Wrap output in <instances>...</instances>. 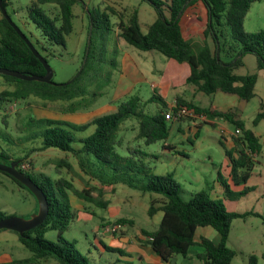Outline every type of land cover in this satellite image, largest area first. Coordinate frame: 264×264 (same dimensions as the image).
I'll return each mask as SVG.
<instances>
[{
	"label": "trees",
	"instance_id": "1",
	"mask_svg": "<svg viewBox=\"0 0 264 264\" xmlns=\"http://www.w3.org/2000/svg\"><path fill=\"white\" fill-rule=\"evenodd\" d=\"M148 4L155 14L154 21L148 26L147 32L142 33L138 10L130 13L117 12L116 9L84 8L87 19V40L84 46L83 59L75 78L68 85H52L40 82H27L13 77L0 75L5 89L0 92V163L9 165L17 162V169L24 173L44 193L49 206L48 216L38 227L23 236H18L19 242L30 254L28 258L13 260L4 264H46L54 261L56 264H93L77 248L75 241L67 240L64 233L68 231L70 223L75 217L70 197L85 204L105 209L108 201L105 197L115 193L114 186L124 185L130 189L156 196L150 201L147 210L148 217L162 212L163 216L154 231H142L152 251L165 263L175 257L187 258L191 248L197 246L195 233L198 228L210 227L220 236L218 244L202 238L198 246L201 253L197 259L201 264H231L236 256L235 251L227 246L229 234L234 220L245 221L248 217H260L254 212L231 213L219 200L211 199L206 193L198 192L185 201L181 197V188L172 174H151V167L146 162L150 156L143 151V146L164 143L169 138L171 126L165 118L169 111V104L164 98L157 96L155 91L150 98L151 102L159 104L160 109L155 115L145 114L141 107V98L131 95L119 102L114 111L98 114L85 124L57 121L50 118H41L29 115L24 125L25 136L19 139L20 143L39 141L38 149L31 148L25 151L22 157L11 154L13 142L8 134L9 120L5 114L6 106L16 103H25L33 98L46 103H66L65 111L74 114L78 111H87L91 101L86 102L88 87L92 84L88 80L90 74L97 75L101 70L103 55L109 51V41L112 31L115 30L114 41L122 39L138 51H154L168 60L179 64H186L190 74L186 85L192 86L197 92L213 97L216 93L235 96L241 102L249 103L255 97L257 75H238L237 70L244 66L243 58L251 54L256 59L258 70L264 71V30L248 34L243 29V20L252 3L263 0H139ZM7 11L9 0H2ZM82 0H35L26 9L27 17L49 44L65 46L66 36L73 29L72 21L75 17L73 7ZM196 5H201L206 13V24L202 31V42L196 43L184 36L181 21L187 11ZM43 6H49L43 9ZM17 14L16 11H13ZM127 12V14H126ZM115 18V22L111 18ZM12 20V19H11ZM16 25V24H15ZM21 31V30H20ZM23 33V32H22ZM25 35V34H24ZM26 37V35H25ZM27 38V37H26ZM28 39V38H27ZM29 40V39H28ZM31 43V41H30ZM42 58L48 62V48L40 42L35 46L31 43ZM0 68L17 71L24 75L44 76L45 69L34 57L27 45L19 38L12 27L0 13ZM96 94L93 95V100ZM111 101L110 103H112ZM177 105H185L194 109L197 114L205 115L207 119L223 120L237 136L231 137L232 147L225 151L228 158V180L234 186L243 187L240 192H232L227 180H223L218 173L217 181L223 189L224 195L231 201H237L252 191L247 182L255 166L253 156L261 151L260 140L251 129L247 128L242 114L236 109L225 111L214 110L210 107H200L193 102L176 99ZM4 112V113H3ZM135 120L137 123L133 149H127V155L122 156L118 150L124 144L123 138L118 137L121 125ZM180 120L179 122H182ZM264 121V108L260 104L252 126L256 127ZM201 124H209L202 122ZM214 127V124H210ZM94 126V132L79 140L80 148L74 149V132H82ZM57 149L70 154L77 160L80 171L86 176L83 189H77L72 181L58 177L59 167L72 170L66 159L56 161L54 169L57 175L52 179L44 173H33L21 169L24 162L37 151ZM91 158L101 167L100 172L89 170ZM1 173V172H0ZM8 177L20 189L33 195L15 179ZM146 174L147 182L143 185L135 184L130 176ZM35 200V198L33 197ZM36 202V200H35ZM37 205V202H36ZM9 217L0 210V220ZM264 220V219H263ZM113 225L132 226L133 221L120 218ZM49 231L56 232V241L45 238ZM0 232H7L1 230ZM109 253L123 255L119 249H113L101 244ZM264 260V255H263ZM246 264H259L255 255H250Z\"/></svg>",
	"mask_w": 264,
	"mask_h": 264
},
{
	"label": "rangeland",
	"instance_id": "2",
	"mask_svg": "<svg viewBox=\"0 0 264 264\" xmlns=\"http://www.w3.org/2000/svg\"><path fill=\"white\" fill-rule=\"evenodd\" d=\"M35 0H9L7 11L11 15L12 22L26 35V37L35 46L40 42L49 50L48 65L53 70L52 81L55 84H64L71 81L81 67L83 59L84 46L87 40V19L84 8L105 9L111 7L121 13L127 9L131 12L134 8L139 11V23L142 33L147 32L148 26L154 21L155 14L153 9L139 0H82L73 7L75 15L72 24V32L66 36L65 46L49 44V42L41 37L39 31L35 28L32 22L27 17V8ZM84 4V8L82 5ZM43 9H48L49 6H43ZM13 11H16L14 13ZM126 12V14H127ZM129 12V13H130ZM115 18H111L115 22ZM206 24V13L201 5H196L186 12L181 26L185 38L201 43L203 36L202 31ZM243 29L246 33L252 34L264 30V0L251 4L249 11L243 20ZM115 30L112 31V37L109 41V51L103 55L101 70L97 75L90 74L88 80L92 84L88 87L86 102H90L87 106V111H78L74 114H69L65 111L67 104L58 102L55 104L46 103L45 105L36 99H29L25 103H16L15 105L6 106L5 114L9 117L8 134L13 142L11 147L2 146L4 149H10L11 154L16 157H22L28 149L40 147L39 141L26 142L21 144L20 138L23 139L25 134L24 125L29 115H34L41 118H50L62 122H70L75 124H85L90 119L101 113L113 112L116 105L127 99L131 95H138L141 98V107L145 114L155 115L158 113L160 106L156 102H151L150 98L154 94V87L165 88L168 82L171 81L174 74L172 67H186L180 65L173 60H168L161 54L149 51L141 52L128 45L122 39L115 42ZM244 66L237 70L238 75H257V83L255 86L256 97L249 103L241 102L235 97L225 96L220 94L215 101H219V97H227L229 99L230 108L236 109L243 113V119L247 128L254 133L260 134L264 132V122L257 127L252 126V121L257 113L259 103L264 105V71L258 70L256 67V59L253 55L247 54L243 58ZM155 71V72H154ZM154 72V73H153ZM179 82V80H177ZM176 81V82H177ZM187 92L194 91L189 85L181 86ZM193 89V90H192ZM181 89H177V92ZM183 92V91H182ZM96 97L93 100V95ZM160 98L169 101L173 98L175 91L169 89L167 92L160 94ZM191 98L190 95H187ZM192 100L199 106H208L212 97H207L201 93L194 95ZM113 101L112 103H110ZM173 102V101H172ZM218 105V103H217ZM219 108H222L218 105ZM4 113V112H3ZM194 119L185 117L183 123L186 125L194 123ZM207 121H209L207 119ZM218 126H204L201 131L200 138L191 137L190 142H184L179 145L177 135H171L167 140L168 144H174L175 149L169 150L163 147V143H157L150 146H143V151L150 158L146 162L151 167V174L166 175L172 174L175 181L181 188V197L188 201L193 194L198 192L206 193L211 199L221 201L226 210L231 213H244L250 211L259 212L260 217H248L245 221L237 219L232 223V228L227 242L228 248L235 251L236 256L231 264H246L250 255H255L259 259V264H264L262 254H264V197H257L254 193L250 196L241 197L237 201H231L224 195L223 189L217 181L219 173L223 180H227L232 192L238 190L237 186L228 180L226 167L230 164L225 156V151H229L231 147L224 143L221 139L225 129H220ZM203 125V124H202ZM137 123L135 120H128L121 125L118 137L123 138L124 144L119 148L118 152L122 156L127 155V149H133L136 141ZM95 127L90 126L82 132H74L75 142L72 144L74 149L80 148L79 140L90 136L94 132ZM231 131H233L231 129ZM261 151L256 155L255 166L249 178L247 187L258 192H264V136L261 137ZM192 144H194L192 146ZM66 159L72 166V170L65 167H59L60 175L75 185L77 189H83V182L86 176L80 171L77 160L70 154L61 152L57 149H47L45 151L34 152L29 157V162L26 165V171L33 173H44L52 179H56L57 175L54 172L56 161ZM92 165L89 166L91 172H100L101 167L91 158ZM216 170H218L216 172ZM137 185H143L147 182L148 176L140 174L130 176ZM115 194L105 197L109 203L105 209L97 208L90 204H85L82 201L71 196L72 207L75 210V217L70 223L68 231L64 233L67 240L75 241L77 248L84 254L91 263L90 255L86 252V248L90 249L95 260L98 254L89 246L94 240V232L99 225L103 224L100 232L109 235L113 238H118L124 234L135 235L139 230L154 231L157 227V221L161 220V213H158L154 218H149L147 210L154 195L149 193L142 194L139 191L130 189L124 185H116ZM223 193V194H222ZM259 198V202L256 199ZM128 200L124 202V200ZM36 202L33 197L25 190L20 189L13 184L11 180L0 173V210L5 212L9 217H20L29 219L37 213L35 210ZM78 213V214H77ZM79 215V216H77ZM83 217H81V216ZM84 215V216H83ZM124 217L134 221V226L123 225L114 234L104 231L106 226H113L117 218ZM104 221V222H103ZM45 238L49 241H56V232L49 231ZM2 245V244H0ZM1 247V246H0ZM8 248V247H3ZM11 257L9 259L24 258L29 253L24 249L23 252L16 251L14 244L12 246ZM5 253L0 250V256H5ZM111 256V255H109ZM113 257L118 255H112ZM5 258V257H1ZM46 264H56L54 261H48Z\"/></svg>",
	"mask_w": 264,
	"mask_h": 264
},
{
	"label": "crops",
	"instance_id": "3",
	"mask_svg": "<svg viewBox=\"0 0 264 264\" xmlns=\"http://www.w3.org/2000/svg\"><path fill=\"white\" fill-rule=\"evenodd\" d=\"M138 17H139V11H138ZM180 65H185V64H180ZM171 69L174 73V74L170 73V75L172 76L171 81L167 83L165 88L154 87L153 88L154 92L156 91L157 93L159 92L160 94H162L164 91L167 92L169 89H171L172 91H175L177 94H175L171 100L166 101L168 104H170L172 101H176V99H183L187 102H193L195 105L199 106L198 104H196L192 100L194 95L198 94V96H199V92H197L196 89L192 86L191 87L194 88V91H192V92H189V91L185 92L181 87L183 85H186V79L188 78V76L190 74L189 67H188V70L186 67H183V66L182 67L173 66ZM177 80H179V82ZM4 89H5V84L2 80V78L0 77V92ZM177 89H181V90L177 92ZM220 94L221 93H216L212 97V100L210 101L208 106H200V107L206 108V107L211 106L212 109L219 110V111H225V110L230 109L229 99H227V97H219V99H218L219 101L217 103L222 108L218 107L215 99L218 96H220ZM187 95H190L191 98H188ZM222 95H224V94H222ZM225 96H227V95H225ZM232 97H235V96H232ZM255 97H256V95H255ZM260 104L263 105V103L260 102L259 106H260ZM263 108H264V105H263ZM258 110H259V107H258ZM258 110H257V112H258ZM241 114H242V119H243V113L241 112ZM208 120L209 121H207V119H206V121H203V122H206L209 124H203V125L201 124L202 123L201 121H194V123H189L187 125L185 123H183V121L182 122H171V123H169L171 126L169 137L171 135H173L174 137L177 135V138H178L177 143H179V145H183L184 142H190L191 137L199 139L201 136V131L203 130L204 126H207V125L209 126L210 124H214V126L216 127L219 125V122H220L221 124H220L219 128L225 129V132H223L222 133L223 135H221V139L224 141L225 144L232 147L231 137H233L235 135H234V131H231V129H232L231 126L223 120H215V119L214 120L208 119ZM262 122H264V121H262ZM260 124H261V122L257 126H259ZM254 135L261 142V137L264 136V132H261L260 134L254 133ZM193 145L194 144H192V146ZM163 147L166 149H169V150L175 149V145L174 144H168L167 141H165L163 143ZM253 159L255 160L256 156H253ZM217 171L218 170H216V172ZM226 174H227V176L229 175L228 167H226ZM217 178H218V174H217ZM247 183H249V180ZM242 190H243V187H240V188H238V190L236 192H240ZM253 193L257 197H264V192L262 191L260 193L257 190L250 191L249 193H247L243 197H246V196L248 197ZM70 201H71V198H70ZM77 201H80V200H77ZM127 201L128 200H126V199L124 200V202H127ZM256 201L259 202V198H257ZM263 201L264 200H262V203H263ZM71 204H72V202H71ZM37 208H38V206L36 205L35 210ZM250 211H254V210L251 209ZM246 212H249V210ZM158 213H161V215L163 216L162 212H158ZM158 213H156L152 218H154ZM257 213H259V212H257ZM77 216H79V215H77ZM121 218H124V217H121ZM117 219H119V218H117ZM161 219H162V217H161ZM160 221H157V227H158ZM133 226H134V221H133V225L131 227H133ZM101 227H103V224L102 225L100 224L99 227L96 229V233L94 232V240L92 243H89V246L92 247L95 250V252L98 254V258L95 260L90 249H88V247L86 248V252L90 255V257L92 258V261H94L95 264H201V262L197 259V255L199 253H201V248L198 246L201 239L206 238L214 244H218L220 242L219 234L216 231H214L212 228H210V227L198 228L196 230L195 238H194L197 246L191 248V250L189 251L188 257L187 258L175 257V258H173V259H175V263H172V261H170L169 263H165L152 251V249L148 245L143 244V242L146 240V238L143 236L142 231H147V230H139L133 236L128 235V234H124L123 236H120V237L115 239L109 235L102 234L100 232ZM0 244H2V245H0L1 246L0 250H2L5 253L4 254L5 256H0V264L8 263V262L13 261V260L25 259V258H28L30 256V254H29L28 256H26L24 258H15V259L6 258V257H11V255H13V253L11 252V250H13L12 249L13 244H14V247L17 248L16 251L23 252V250H24L23 249L24 247L19 242L18 236L15 235L14 233H11L8 231L7 232H0ZM101 244H103L107 247L113 248V249H119L123 252V255H120L118 253L106 252L103 249V247L101 246ZM3 247H8V248L5 249ZM109 255H111V256H109ZM112 255H118V257H116V256L113 257ZM263 255L264 254H262L261 256L263 257ZM1 257H5V258H1Z\"/></svg>",
	"mask_w": 264,
	"mask_h": 264
},
{
	"label": "water",
	"instance_id": "4",
	"mask_svg": "<svg viewBox=\"0 0 264 264\" xmlns=\"http://www.w3.org/2000/svg\"><path fill=\"white\" fill-rule=\"evenodd\" d=\"M0 13L2 17L7 21L10 27L16 32L19 38L27 45L30 49L32 54L36 59L40 61L45 69L44 76H31V75H24L17 71H10L7 69L0 68V75L13 77L22 81L27 82H40L52 85H68L72 82L69 81L68 83L64 84H55L52 81L53 78V70L49 67L48 63L42 58V56L36 51L34 46L30 43V41L25 37V35L20 31V29L12 22L11 18L7 14L2 0H0ZM75 78V77H74ZM17 162H12L9 165H5L0 163V172L5 173L8 176L15 179L18 183H20L23 187H25L35 198L38 206L37 213L32 215L29 219H24L20 217H7L5 219L0 220V231L7 230L17 233L19 236H23L25 232L35 229L36 227L40 226L48 216L49 206L47 203V199L42 192V190L32 182L24 173L20 172L17 169ZM172 263H175V259H172Z\"/></svg>",
	"mask_w": 264,
	"mask_h": 264
},
{
	"label": "built area",
	"instance_id": "5",
	"mask_svg": "<svg viewBox=\"0 0 264 264\" xmlns=\"http://www.w3.org/2000/svg\"><path fill=\"white\" fill-rule=\"evenodd\" d=\"M188 117L192 118L196 121H206L205 115L197 114L194 109H190L185 105H177L176 101H173L169 104V111L165 115V118L168 122H179L183 118ZM239 134L238 131H234V135L237 136ZM26 165H22L21 169L26 171ZM120 226H106L104 231L110 234H114L119 230Z\"/></svg>",
	"mask_w": 264,
	"mask_h": 264
}]
</instances>
